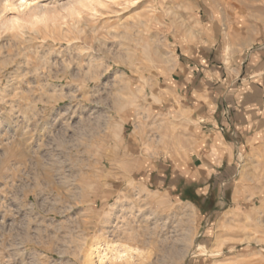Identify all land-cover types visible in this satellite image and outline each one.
Masks as SVG:
<instances>
[{"label": "clouds", "instance_id": "9594fccd", "mask_svg": "<svg viewBox=\"0 0 264 264\" xmlns=\"http://www.w3.org/2000/svg\"><path fill=\"white\" fill-rule=\"evenodd\" d=\"M258 56L264 0H0V264H264Z\"/></svg>", "mask_w": 264, "mask_h": 264}, {"label": "rangeland", "instance_id": "374dc122", "mask_svg": "<svg viewBox=\"0 0 264 264\" xmlns=\"http://www.w3.org/2000/svg\"><path fill=\"white\" fill-rule=\"evenodd\" d=\"M177 55L180 57V63L184 64L186 61L189 64V67H192L195 65L199 66L201 65L204 66L205 64H208L209 58L207 56H203V53H201V55L203 56V58L201 60H197L195 55H193L192 58H188V57H184L179 50L177 49ZM264 62V56H258L256 63H252L251 59L249 60H245L243 62V64L241 65V71L238 73V78L241 79H247L249 80V78H254V77H258L257 75H255L251 70L255 67H260L259 65ZM201 63V64H200ZM182 78L180 75L174 73L172 76V79L174 81L178 80ZM164 77L161 76L160 77V81H161V87H167L166 84L163 83ZM237 81V79H236ZM235 81V83H236ZM246 150H250V149H246ZM170 171V170H169ZM228 196V203H229V207L221 210H217L216 215H214L211 220H207V217H205V220H207V231H214L213 225H216L219 221V223L224 224L225 226H229V221H233L236 222L238 221L239 218V214L243 213L245 211L244 207L242 206L241 202H240V196L241 193L235 188L233 187L230 192L227 194ZM232 209H236L238 210L236 215L228 217L227 213L228 211L232 210ZM204 222H202L203 225ZM205 230L202 227V231ZM239 237H237V235L235 233H225L223 236H221V239H238ZM208 239H211L214 241V237H208Z\"/></svg>", "mask_w": 264, "mask_h": 264}, {"label": "crops", "instance_id": "0c3cea01", "mask_svg": "<svg viewBox=\"0 0 264 264\" xmlns=\"http://www.w3.org/2000/svg\"><path fill=\"white\" fill-rule=\"evenodd\" d=\"M201 60V59H200ZM201 64V63H200ZM192 69H195L196 71L193 72V76H199L200 78H203V71L201 69V65L197 66L194 64V66L190 67ZM255 75L258 77L254 78H249L247 79H241L237 78L236 81V87L240 92V97H239V104L243 105V110L245 112H248L250 110V105L255 103V101L258 98H264V68L261 67H255L251 70ZM182 78L176 80L179 81ZM247 81V84L245 86V82ZM251 90V91H249ZM237 98L234 96L233 100L235 101ZM207 107V106H206ZM223 107H228L227 104L223 105ZM222 111V107L220 105L216 106V113H214V117L218 116L220 112ZM235 109H232L233 114L235 113ZM245 120H247V116H245ZM217 123L219 124L220 121L217 120ZM195 159V158H193ZM197 165L199 164V161H195ZM227 161H225L224 165L222 167H227Z\"/></svg>", "mask_w": 264, "mask_h": 264}]
</instances>
